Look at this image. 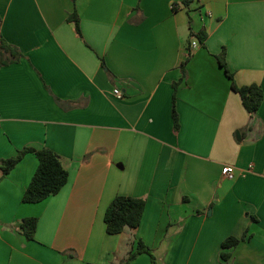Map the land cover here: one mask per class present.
Segmentation results:
<instances>
[{
	"label": "crops",
	"instance_id": "crops-1",
	"mask_svg": "<svg viewBox=\"0 0 264 264\" xmlns=\"http://www.w3.org/2000/svg\"><path fill=\"white\" fill-rule=\"evenodd\" d=\"M180 2L0 0V45L22 55L0 63V161L50 149L69 172L57 195L26 204L37 156L0 170V264H120L139 240L164 264H221L223 241L243 236L232 263L264 264V101L251 116L216 59L226 49L237 85L264 92V0H196L190 14ZM118 196L144 199L145 213L110 235Z\"/></svg>",
	"mask_w": 264,
	"mask_h": 264
},
{
	"label": "trees",
	"instance_id": "trees-1",
	"mask_svg": "<svg viewBox=\"0 0 264 264\" xmlns=\"http://www.w3.org/2000/svg\"><path fill=\"white\" fill-rule=\"evenodd\" d=\"M75 1V0H74ZM196 0H181L179 4H175L173 7L174 12H178L179 8L187 10L190 14L192 4ZM69 21L75 23L77 32L80 34V20L76 13L69 17ZM0 18V33H1ZM191 37L198 38L202 43L206 41L207 34L203 31L200 34L191 33ZM192 47V45H191ZM22 57L19 50L7 44L5 41H1L0 45V63L2 65L15 63ZM192 59L191 48L189 47V53L186 60L182 65L183 81L187 78L186 66ZM219 65L225 70L227 77L232 81V90L237 93L242 100L245 110L252 116L255 115L261 108L264 101L263 89L257 85H249L240 87L237 85L234 79V75L228 69L226 63V49L220 56L216 57ZM180 83L174 84V96H173V108L172 117L174 123V133L178 134L181 128L180 117L177 109V91ZM28 153H34L39 161V166L34 174V177L27 188L24 196L23 203L26 204H38L51 196L57 195L62 188L67 184L69 179V172L63 166L62 160L59 155L50 149L35 150L26 148L19 152L16 157L0 161V170L2 171V177L10 174L18 164L23 160L24 156ZM146 208V201L144 199H138L133 197L118 196L116 197L106 210L104 221L106 225L107 233L110 235L122 234L127 228L137 229L142 222ZM39 220L35 217L24 219L22 223V230L25 238L28 241H34L37 226ZM246 239V236L242 238L229 237L223 241L221 245V264H233L232 257L233 251ZM148 255L151 259V264H158L157 257L154 249L145 244L144 241L139 240L135 248L131 251L128 258L122 261L120 264H132L139 256Z\"/></svg>",
	"mask_w": 264,
	"mask_h": 264
},
{
	"label": "built area",
	"instance_id": "built-area-1",
	"mask_svg": "<svg viewBox=\"0 0 264 264\" xmlns=\"http://www.w3.org/2000/svg\"><path fill=\"white\" fill-rule=\"evenodd\" d=\"M199 46V43L197 41H193L192 43V47L193 48H197ZM114 95L119 98V99H122L123 98V93L119 90V89H116L114 91ZM226 176L229 178V179H234V174H233V171L229 168H227L226 170Z\"/></svg>",
	"mask_w": 264,
	"mask_h": 264
},
{
	"label": "rangeland",
	"instance_id": "rangeland-1",
	"mask_svg": "<svg viewBox=\"0 0 264 264\" xmlns=\"http://www.w3.org/2000/svg\"><path fill=\"white\" fill-rule=\"evenodd\" d=\"M237 133H240V132H237ZM237 133H236V134H237ZM155 255H156V254H155ZM156 257H157V260H158V264H160V263H161V264H164V262H163V261H162V262H160V259H159V257H158L157 255H156ZM178 264H179V263H178Z\"/></svg>",
	"mask_w": 264,
	"mask_h": 264
},
{
	"label": "water",
	"instance_id": "water-1",
	"mask_svg": "<svg viewBox=\"0 0 264 264\" xmlns=\"http://www.w3.org/2000/svg\"><path fill=\"white\" fill-rule=\"evenodd\" d=\"M237 138L238 140H240V133H237Z\"/></svg>",
	"mask_w": 264,
	"mask_h": 264
}]
</instances>
